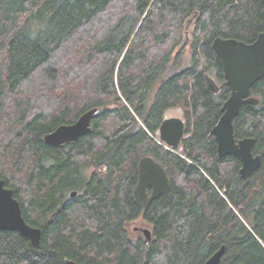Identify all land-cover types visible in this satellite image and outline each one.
Instances as JSON below:
<instances>
[{"label": "trees", "instance_id": "16d2710c", "mask_svg": "<svg viewBox=\"0 0 264 264\" xmlns=\"http://www.w3.org/2000/svg\"><path fill=\"white\" fill-rule=\"evenodd\" d=\"M192 16L191 63L176 70ZM263 31L262 0H0V179L43 231L37 247L0 230V264H204L223 244L221 264H264V77L260 103L234 122L238 139L256 138L259 170L244 179L211 135L230 96L213 40ZM94 107L91 132L45 142ZM177 107L186 136L167 147L159 129ZM146 155L170 187L142 207L133 191ZM138 219L150 241L130 232Z\"/></svg>", "mask_w": 264, "mask_h": 264}, {"label": "water", "instance_id": "95a60500", "mask_svg": "<svg viewBox=\"0 0 264 264\" xmlns=\"http://www.w3.org/2000/svg\"><path fill=\"white\" fill-rule=\"evenodd\" d=\"M262 1L264 16V0ZM212 46L222 61L226 79L224 85L230 89V96L221 107L222 114L212 128L211 135L217 141L219 157H240V174L244 179H248L261 167L262 156L254 153L255 137H236L234 122L244 104L260 103V98L252 94V89L264 77V31L259 33L253 42L217 36ZM205 81L209 90L214 93L220 91L219 84L208 73L205 75ZM97 111L98 107L91 108L82 113L76 121L59 125L44 136L45 142L63 145L76 141L92 131V120ZM185 125L184 119L180 117L165 118L159 129V142L167 147L179 146L185 136ZM169 187L170 179L165 167L154 157L144 156L139 162V180L133 194L136 202L142 207H147L154 199L166 193ZM149 188L151 194L148 193ZM77 194L78 191H73L71 196ZM0 230L17 231L35 246L41 244L42 229L27 222L21 202L15 197L14 189L6 186L4 179H0ZM143 232L150 241L151 229L143 228ZM225 251L226 245L223 244L204 264H221ZM66 264L86 263L66 259Z\"/></svg>", "mask_w": 264, "mask_h": 264}, {"label": "rangeland", "instance_id": "374dc122", "mask_svg": "<svg viewBox=\"0 0 264 264\" xmlns=\"http://www.w3.org/2000/svg\"><path fill=\"white\" fill-rule=\"evenodd\" d=\"M195 22H196V17L192 16L190 18V20L186 23L185 32H184V40L178 46V48H176V50H175L174 54H177L178 52L181 53V57L176 61V70H179L180 68L185 67L191 63V47H190V45H191V42L193 40V29L195 26ZM168 117H180V118L184 119V121H185L184 110L181 107L169 109L166 112V118H168ZM103 170H105V169H103ZM140 221L141 220L138 219V220L130 223L131 225L129 226L130 227L129 230L131 233H134L136 227H140V226L141 227H149L146 224H141Z\"/></svg>", "mask_w": 264, "mask_h": 264}, {"label": "flooded vegetation", "instance_id": "af4514ba", "mask_svg": "<svg viewBox=\"0 0 264 264\" xmlns=\"http://www.w3.org/2000/svg\"><path fill=\"white\" fill-rule=\"evenodd\" d=\"M138 185V184H137ZM136 185V186H137ZM136 188V187H135ZM135 190V189H134ZM133 193H134V191H133ZM148 193L149 194H151V188H149V190H148ZM142 222V224H146L145 222H143V221H141ZM131 224H129V226H130ZM128 226V228L130 229V227ZM143 228H146V227H136L135 228V231H134V235H142V236H145V233L143 232Z\"/></svg>", "mask_w": 264, "mask_h": 264}, {"label": "bare ground", "instance_id": "6f19581e", "mask_svg": "<svg viewBox=\"0 0 264 264\" xmlns=\"http://www.w3.org/2000/svg\"><path fill=\"white\" fill-rule=\"evenodd\" d=\"M134 194V193H133ZM145 237H146V235H145Z\"/></svg>", "mask_w": 264, "mask_h": 264}]
</instances>
